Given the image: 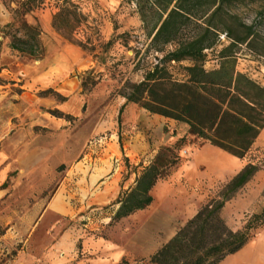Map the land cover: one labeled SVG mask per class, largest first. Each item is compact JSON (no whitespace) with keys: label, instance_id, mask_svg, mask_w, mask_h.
I'll list each match as a JSON object with an SVG mask.
<instances>
[{"label":"rangeland","instance_id":"rangeland-1","mask_svg":"<svg viewBox=\"0 0 264 264\" xmlns=\"http://www.w3.org/2000/svg\"><path fill=\"white\" fill-rule=\"evenodd\" d=\"M68 1L80 16L62 35L52 19L63 0H0V264H93L92 255H109L108 264H152L118 262V255H153L201 206L219 199L231 179L211 174L198 189L209 170L200 166L222 160L215 150L236 157L201 148L185 124L123 97L128 83L143 80L174 48L151 45L147 34L158 13L150 1L141 9L136 0ZM22 21L40 32L37 60L9 48L12 35L25 34ZM215 22L222 26L216 46L206 51L205 69L217 68L219 51L231 43L229 28L241 35V24L251 25L259 38L251 47L236 44V70L264 85V0L225 2ZM3 31L10 35L2 37ZM189 64L165 66L181 80ZM167 147L178 163L151 190V204L112 221L117 191L132 189ZM35 154L41 157L36 166ZM244 186L220 212L234 231L264 205L263 189L253 212L235 214L238 195L250 193Z\"/></svg>","mask_w":264,"mask_h":264},{"label":"trees","instance_id":"trees-1","mask_svg":"<svg viewBox=\"0 0 264 264\" xmlns=\"http://www.w3.org/2000/svg\"><path fill=\"white\" fill-rule=\"evenodd\" d=\"M136 1L140 9L142 4L150 1L157 10V20L147 34L151 45L160 48L174 44V48L146 72L143 80L126 85L123 94L126 102L183 123L189 134L201 140L200 145L210 144L242 159L264 128V85L236 70L237 57L233 49L239 43L251 47L259 35L251 25L241 24V35L229 28L225 35L231 43L219 51L217 68L206 70V51L216 46V31L222 26V22L216 23L215 18L222 12L225 2L232 0ZM79 16L77 7L63 0V5L53 16L52 27L63 35L64 29L71 31L74 28ZM13 25L9 22L5 28L10 29ZM20 27L25 34L12 35L9 48L34 60L39 59L43 53L39 30L24 21ZM2 34V37L10 35L4 31ZM1 45L0 40V49ZM185 60L190 62L184 66L185 78L174 79L165 64ZM177 163L173 149H162L137 176L135 186L114 200L113 204L119 206L112 221L148 207L152 202L151 190ZM257 170L256 165L246 164L224 186L220 198L201 206L168 242L150 256L149 262L217 264L244 247L253 238L254 231L264 226V205L260 213L253 214L242 229L235 231L226 225L220 212Z\"/></svg>","mask_w":264,"mask_h":264},{"label":"crops","instance_id":"crops-1","mask_svg":"<svg viewBox=\"0 0 264 264\" xmlns=\"http://www.w3.org/2000/svg\"><path fill=\"white\" fill-rule=\"evenodd\" d=\"M5 16V11L3 4L0 2V19ZM205 146H212L210 144H204L201 148ZM215 147V146H212ZM217 148V147H216ZM200 148H197V150ZM209 150H213L212 148L208 147ZM219 149V148H218ZM217 152L218 157L222 158L219 159V162H206L202 164L206 165L209 169L206 174H204V179L198 183V189L202 186L205 187L206 184L204 181L211 177L212 175H218L220 177H230L231 179L239 173L242 168L246 164H252L258 166V170L254 173L251 179L245 184L244 188L249 190V194L245 199L241 198V195H238V204L234 209L235 214L246 212H253L257 196L260 194L261 191L264 189V128L261 130L259 135L254 140L252 146L246 153V155L240 158H231L228 157L226 154H223L221 151H214ZM224 152V151H223ZM232 156V155H231ZM41 162V157L38 154L33 155V164L34 166L38 165ZM230 179V180H231ZM229 180V181H230ZM198 191V190H197ZM119 191H117V196ZM230 200H228L223 208L222 212H226V206L229 204ZM231 206V205H230ZM231 209V207H230ZM135 214V212L133 213ZM133 214L129 215L132 216ZM231 229V228H230ZM174 232H172L168 240L169 241L173 236ZM138 253L140 252L139 249L136 250ZM96 257L98 260L93 262V264H108L104 261V258L108 257L109 255H92ZM152 255H118V262L122 260H133V259H140L146 260L149 259ZM95 259V258H94ZM217 264H264V228L259 231L252 239L248 241V243L242 247L237 252L226 256Z\"/></svg>","mask_w":264,"mask_h":264},{"label":"built area","instance_id":"built-area-1","mask_svg":"<svg viewBox=\"0 0 264 264\" xmlns=\"http://www.w3.org/2000/svg\"><path fill=\"white\" fill-rule=\"evenodd\" d=\"M221 38H223V37L221 36Z\"/></svg>","mask_w":264,"mask_h":264}]
</instances>
